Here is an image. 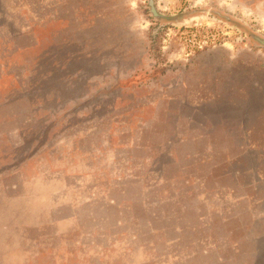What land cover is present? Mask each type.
<instances>
[{
	"label": "rangeland",
	"instance_id": "obj_1",
	"mask_svg": "<svg viewBox=\"0 0 264 264\" xmlns=\"http://www.w3.org/2000/svg\"><path fill=\"white\" fill-rule=\"evenodd\" d=\"M156 4L0 0V264H264V0Z\"/></svg>",
	"mask_w": 264,
	"mask_h": 264
},
{
	"label": "water",
	"instance_id": "obj_2",
	"mask_svg": "<svg viewBox=\"0 0 264 264\" xmlns=\"http://www.w3.org/2000/svg\"><path fill=\"white\" fill-rule=\"evenodd\" d=\"M149 3H150V9H151V12L157 17V18H167V19H171V17H173L172 15H164L163 13H159L157 12V10L155 9V6H154V1L153 0H149ZM258 40H260L263 44H264V38H259L257 37Z\"/></svg>",
	"mask_w": 264,
	"mask_h": 264
},
{
	"label": "flooded vegetation",
	"instance_id": "obj_3",
	"mask_svg": "<svg viewBox=\"0 0 264 264\" xmlns=\"http://www.w3.org/2000/svg\"><path fill=\"white\" fill-rule=\"evenodd\" d=\"M154 1V6H155V9L157 10V12H159V13H163L159 8H158V6H157V4H156V0H153ZM148 5H149V8H150V3H149V0H148ZM206 9H209V8H206ZM150 11H151V9H150ZM209 11H210V9H209ZM152 13V12H151ZM153 14V13H152ZM153 16L154 17H156L154 14H153ZM157 18V17H156Z\"/></svg>",
	"mask_w": 264,
	"mask_h": 264
}]
</instances>
